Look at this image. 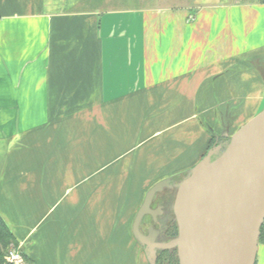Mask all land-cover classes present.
I'll list each match as a JSON object with an SVG mask.
<instances>
[{
  "label": "crops",
  "instance_id": "1",
  "mask_svg": "<svg viewBox=\"0 0 264 264\" xmlns=\"http://www.w3.org/2000/svg\"><path fill=\"white\" fill-rule=\"evenodd\" d=\"M59 3L0 0V217L34 264H145L138 199L264 107V2Z\"/></svg>",
  "mask_w": 264,
  "mask_h": 264
},
{
  "label": "water",
  "instance_id": "2",
  "mask_svg": "<svg viewBox=\"0 0 264 264\" xmlns=\"http://www.w3.org/2000/svg\"><path fill=\"white\" fill-rule=\"evenodd\" d=\"M213 146L178 184L173 213L178 234L161 248H176L179 264H254L264 223V108L242 124L223 151ZM168 179L150 187L136 212L132 234L141 217L154 214L155 193ZM154 264V260H150Z\"/></svg>",
  "mask_w": 264,
  "mask_h": 264
},
{
  "label": "flooded vegetation",
  "instance_id": "3",
  "mask_svg": "<svg viewBox=\"0 0 264 264\" xmlns=\"http://www.w3.org/2000/svg\"><path fill=\"white\" fill-rule=\"evenodd\" d=\"M220 148L222 152L224 148L221 144ZM217 152L218 151L211 156V159H214L221 153L218 152L217 154ZM165 179H168L169 186L155 193L149 206L151 210H156L155 213L143 215L138 224L139 232L145 238V242H140L134 238L143 255L145 264H150V260H154V264H179L176 248H161L157 246L158 244L169 242L178 234L177 223L173 213V202L178 185L174 186L173 183L170 182L171 178ZM164 189L165 191L163 192ZM144 196L137 210L142 204Z\"/></svg>",
  "mask_w": 264,
  "mask_h": 264
},
{
  "label": "rangeland",
  "instance_id": "4",
  "mask_svg": "<svg viewBox=\"0 0 264 264\" xmlns=\"http://www.w3.org/2000/svg\"><path fill=\"white\" fill-rule=\"evenodd\" d=\"M209 1L210 0H60V3L57 6H59L60 9L62 8L64 10H79V11L81 10L111 11V10H130L135 8L149 9V8H182V7L185 8L189 7L190 10L193 11L198 6L201 7L202 5H209L210 4L208 3ZM234 1H245V0H228V2H234ZM229 138L214 141L213 146L219 147L217 151L221 152L220 144L223 146V148H225V146L229 142ZM190 170L183 173L182 175L180 174L179 176L171 178L170 182H172L174 186L178 185L184 179V177H186L189 174ZM164 191L165 189L163 190V192ZM142 197L138 199L139 202L141 201ZM9 248L10 249L19 248L18 250H21L19 245L17 247H12V245H10ZM113 262L114 261L112 260V263ZM112 263L111 261L108 260L105 264H112Z\"/></svg>",
  "mask_w": 264,
  "mask_h": 264
},
{
  "label": "trees",
  "instance_id": "5",
  "mask_svg": "<svg viewBox=\"0 0 264 264\" xmlns=\"http://www.w3.org/2000/svg\"><path fill=\"white\" fill-rule=\"evenodd\" d=\"M264 2V0H262ZM214 145V141H212L210 143V145L208 146V149ZM264 224V223H263ZM263 226V225H262ZM262 226L260 228V233H261V229ZM18 241L15 237V235L13 234V232L11 231V229H9V227L6 225V223L4 222V220L0 217V264H8L5 260H4V256L7 253V251L10 249V245H12V247H17L18 246ZM20 252L22 253L24 262L27 264H34L32 261H30L27 256L23 253L22 250H20Z\"/></svg>",
  "mask_w": 264,
  "mask_h": 264
},
{
  "label": "built area",
  "instance_id": "6",
  "mask_svg": "<svg viewBox=\"0 0 264 264\" xmlns=\"http://www.w3.org/2000/svg\"><path fill=\"white\" fill-rule=\"evenodd\" d=\"M18 249L19 248H13L7 251L4 259L8 264H27L23 261L22 253Z\"/></svg>",
  "mask_w": 264,
  "mask_h": 264
}]
</instances>
